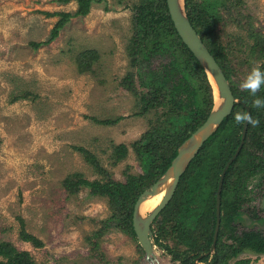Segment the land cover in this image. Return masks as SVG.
Segmentation results:
<instances>
[{"label": "rangeland", "instance_id": "obj_1", "mask_svg": "<svg viewBox=\"0 0 264 264\" xmlns=\"http://www.w3.org/2000/svg\"><path fill=\"white\" fill-rule=\"evenodd\" d=\"M141 1L95 3L87 15L71 17L53 41L35 46L49 39L61 18L47 13L74 14L77 1L0 0V242L29 251L37 264H149L137 236L114 226L118 219H111L109 197L94 192L105 189L107 181L76 149L91 151L111 178L123 184L126 202L133 200L127 174L143 170L132 143L156 119L154 111L138 115L143 89L137 74L147 71L149 62L139 54L137 65H132L129 53L134 6ZM217 1L215 28L229 83L244 90L241 84L253 69L264 71V0ZM171 57L156 56L151 67L160 69ZM129 74L136 78L138 95L124 86ZM118 117L121 120L113 125L93 120ZM121 144L128 154L116 161L114 149ZM77 174L100 182L72 193L64 179L77 181ZM260 176L249 180L251 198L237 231H264ZM253 212L260 220L249 218ZM23 230L43 245L24 241ZM100 231V237L94 235ZM155 253V264H182L159 246ZM243 258L264 264V255L251 252L230 264Z\"/></svg>", "mask_w": 264, "mask_h": 264}, {"label": "trees", "instance_id": "obj_2", "mask_svg": "<svg viewBox=\"0 0 264 264\" xmlns=\"http://www.w3.org/2000/svg\"><path fill=\"white\" fill-rule=\"evenodd\" d=\"M56 1L69 3L74 0ZM75 1L78 3V10L74 14L47 13L50 16L59 15L61 18L51 30L49 39L35 43V46L53 41L71 17L85 16L95 3L106 0ZM219 2L204 0L197 4L195 0H186V10L192 25L231 83L215 28L219 19L216 8ZM134 7L135 35L129 46L131 63L137 65L139 54L146 59V63L149 62L148 70L138 71L137 74L143 89L140 91L142 111L138 115L154 111L156 119L150 121V129L132 143L136 159L143 170L139 174H127V182L135 192L133 200L126 202L122 193L123 184L111 178L91 151L83 147L76 149L85 155L87 161L107 181L108 186L105 189H97L94 192L109 197L111 207L114 209L111 219H118L114 226L136 236L133 212L138 197L167 171L177 155L179 146L207 120L214 106V96L205 69L182 41L174 26L167 0H142ZM260 50L264 52L262 48ZM168 53L172 57L167 64L160 69L151 67L156 56ZM124 83L125 87L138 95L135 76L129 74ZM231 88L234 95L250 107L251 116L259 123L255 126L249 124L242 150L225 175L221 199V224L214 253L207 254L214 242L217 189L220 175L241 141L244 123H237L234 119L236 114L246 113L241 103L235 104L232 113L224 119L218 130L210 136L190 162L180 178L173 198L156 217L152 226L155 244L182 264H194L196 258L201 255V261L207 264H230L245 252L257 256L264 255V231L257 228L237 231L236 225H244L245 222L244 215L247 213L243 207L251 198L249 180L253 176L261 175L259 179L263 180L264 184V106L257 107L255 104L258 98L264 101V84L255 94L245 89L237 90L232 84ZM161 109L163 110L160 111ZM163 116L166 117L164 122ZM121 118L93 120L102 125H113ZM128 150L125 144L115 146L113 154L115 160L125 158ZM76 178L77 181L72 178L64 179L66 187L72 193H77L84 186H97L100 182L89 181L80 174H77ZM248 216L251 220H260L255 212L249 213ZM103 232L94 235L100 237ZM21 238L36 247L43 245L40 239L24 230ZM249 263V258L238 260V264ZM0 264L37 263L29 251L20 250L9 241H1Z\"/></svg>", "mask_w": 264, "mask_h": 264}, {"label": "water", "instance_id": "obj_3", "mask_svg": "<svg viewBox=\"0 0 264 264\" xmlns=\"http://www.w3.org/2000/svg\"><path fill=\"white\" fill-rule=\"evenodd\" d=\"M167 4L169 14L179 36L199 60L200 64L207 73L208 79L213 89L214 106L207 120L179 146L177 155L173 159L167 171L150 188L146 189L138 197L135 203L133 212V227L149 264H155L158 260L155 253V246L158 245L155 244V234L152 229L153 223L156 217L173 198L180 178L186 171L190 162L195 158L210 136H212L218 130L224 119L232 113L236 103H241L245 107L246 113L251 114L250 107L242 102L240 98H237L234 95L229 80L227 79L223 69L192 25L186 10V0H167ZM216 90L218 91V94ZM218 97L220 98L221 102L219 107H217ZM248 126L249 124L245 122L243 125L240 144L233 156L227 162L220 176L216 197V229L214 234V242L209 253H212L215 250L220 229L221 193L225 175L230 165L234 162L242 150L248 131ZM162 187H165V191L160 202L152 210L142 215L140 213L141 205L150 197L156 196ZM201 258L202 255L197 258L194 264H202L199 262Z\"/></svg>", "mask_w": 264, "mask_h": 264}, {"label": "clouds", "instance_id": "obj_4", "mask_svg": "<svg viewBox=\"0 0 264 264\" xmlns=\"http://www.w3.org/2000/svg\"><path fill=\"white\" fill-rule=\"evenodd\" d=\"M262 84H264V71L256 68L247 75L246 79L242 82L241 87L255 94ZM255 104L257 107H261L264 106V101L258 98L255 100ZM234 119L237 123L247 122L253 126L259 123V121L254 119L250 113H238L234 116Z\"/></svg>", "mask_w": 264, "mask_h": 264}, {"label": "bare ground", "instance_id": "obj_5", "mask_svg": "<svg viewBox=\"0 0 264 264\" xmlns=\"http://www.w3.org/2000/svg\"><path fill=\"white\" fill-rule=\"evenodd\" d=\"M217 94H218V91L216 90ZM221 105V102H220V98L218 97L217 99V107H219ZM164 191H165V187L161 188L159 193L154 196V197H150L149 199H147L140 207V213L143 215V214H146L147 212H149L150 210H152L159 202L160 200L162 199L163 195H164Z\"/></svg>", "mask_w": 264, "mask_h": 264}, {"label": "flooded vegetation", "instance_id": "obj_6", "mask_svg": "<svg viewBox=\"0 0 264 264\" xmlns=\"http://www.w3.org/2000/svg\"><path fill=\"white\" fill-rule=\"evenodd\" d=\"M237 98H238V97H237ZM236 104H237V103H236ZM234 107H235V106H234ZM233 109H234V108H233ZM236 150H237V149H236ZM237 157H238V156H237ZM236 159H237V158H236ZM236 159H235V160H236ZM229 160H230V159H229ZM229 160H228V161H229ZM225 166H226V165H225ZM221 174H222V173H221ZM220 176H221V175H220ZM223 185H224V184H223ZM222 190H223V189H222ZM216 197H217V195H216ZM221 199H222V193H221ZM221 204H222V202H221ZM216 207H217V202H216ZM216 211H217V210H216ZM221 213H222V212H221ZM221 215H222V214H221ZM255 222H256V221H255ZM209 254H210V253H209ZM194 263H195V262H194Z\"/></svg>", "mask_w": 264, "mask_h": 264}]
</instances>
